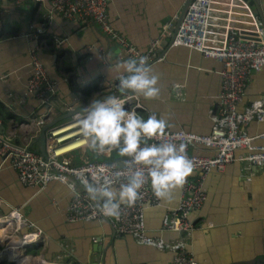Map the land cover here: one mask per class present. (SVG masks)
<instances>
[{
    "label": "crops",
    "instance_id": "crops-1",
    "mask_svg": "<svg viewBox=\"0 0 264 264\" xmlns=\"http://www.w3.org/2000/svg\"><path fill=\"white\" fill-rule=\"evenodd\" d=\"M255 1L264 27V0ZM248 2L254 9V1ZM184 3L185 0H108L107 14L115 31L138 50L146 52L150 43L160 37L163 24L178 17ZM13 4L12 0H0L1 133L12 142L39 153L42 125L47 119L55 120L65 114V109L72 105V94L76 100L73 108H76L106 95L107 87L113 94L121 93L118 86H113L118 81L115 71L109 72V67L127 58H121L118 42L103 34L95 24L63 20L48 1L26 0L19 6ZM38 26L43 27L40 34L35 30ZM169 40L170 37L161 40L149 63L151 71L158 76L159 94L151 99L138 95L141 114L144 117L155 114L166 120L167 130L209 135L211 104L221 87V63L185 47L164 45L163 42ZM33 52L57 83L46 113L41 106L35 107V100L27 93ZM92 76L95 79H91ZM85 84L90 89H85L87 92L83 89L79 97L80 87ZM178 86L182 87L181 98L175 94ZM263 95L264 67L248 77L238 110L243 111ZM42 116L48 118L38 124ZM67 120L58 122L56 127H62ZM247 132L251 136L264 132V122L251 123ZM189 154L208 155L199 146L190 148ZM242 154L236 152L235 160L224 171H211L202 180L205 202L187 219L192 226L187 250L198 264H264V165L251 166L239 160ZM71 156L76 164L83 156L110 161L88 149L74 151ZM194 178V173L188 177ZM81 190L75 189L76 192ZM73 192L59 182H50L43 188L24 187L8 160L0 157V214L10 208H21L25 218L43 230L44 242L35 250L45 260L61 264H74L78 260L85 263L94 244L105 253L102 260V253L97 249L91 259L96 264H171L170 252L140 245L129 235H116L108 218L65 222V210ZM172 197L171 203L161 201L160 207L145 210L147 236L164 242L181 236L163 228V219L178 204L180 189L175 190ZM47 238L53 241L50 248L46 246Z\"/></svg>",
    "mask_w": 264,
    "mask_h": 264
},
{
    "label": "built area",
    "instance_id": "built-area-1",
    "mask_svg": "<svg viewBox=\"0 0 264 264\" xmlns=\"http://www.w3.org/2000/svg\"><path fill=\"white\" fill-rule=\"evenodd\" d=\"M12 1L14 6H19L26 0ZM34 1L36 3L48 1L54 13L63 20H81L95 24L103 34L118 42L121 58L145 56L148 65L153 60L161 40L165 37L171 38L173 21L176 19L175 16L173 21L164 23L160 37L150 43L146 52H141L112 27L107 14L108 0ZM35 30L40 34L43 27L38 26ZM169 46L185 47L198 52L204 58L221 63L219 71L221 87L215 102L211 104L210 134L200 135L165 129L161 136L146 142L173 143L177 146L183 144L185 154L193 164L192 173L195 174V178H187L186 183L180 188L177 206L163 219V228L180 234L178 239L164 242L160 238L146 235L145 210L161 206V200L154 196L147 181L137 202L133 206L122 205L118 218L103 217L96 204L88 199L83 186L84 181L97 175L112 176L116 171H121L119 182L123 183L130 174L129 169L136 166L126 164L124 160L122 166L118 167L112 159L115 150L94 152L97 156L110 158V164L87 156L81 157L77 164L73 162L71 153L74 151L88 149L93 152L81 138L78 130V120L84 112L74 113L62 127H57L58 130L61 128L65 130L63 134L67 135L62 137L64 139H59L55 134L57 130L46 131L45 155L32 152L0 133V157L4 161L8 160L17 174L18 182L24 187L43 188L50 182H59L74 191L65 210V222L78 223L108 218L116 235H129L140 245L170 252L171 264H198L187 250V241L192 231L187 219L191 212L199 210L205 202L203 178L211 171H224L225 167L235 160L236 152H243L239 160L251 166L264 165V143H260L264 142V132L252 136L247 132V127L251 123L264 122V95L251 102L243 111L238 110L248 77L264 67V29L248 0H192ZM30 61L32 75L27 83V93L42 107L49 104L57 83L48 75L35 52L31 54ZM113 86H118V83ZM107 89V94L102 96L113 95L112 98L122 102L125 108L142 115L138 95L130 92L113 94L109 91L110 87ZM175 94L178 98L182 97L181 86L176 87ZM72 109L73 107L66 108L64 113ZM43 117H39L38 124L43 123ZM49 121L47 119L45 123ZM74 141H78V145L81 146L63 153L56 152L58 146ZM197 146L202 147L203 152H207L208 155H190L189 149ZM77 187L82 190L76 192ZM0 220L5 222L2 224L3 229L8 227L7 222L12 224L7 236L0 234V264L55 263L45 260L42 255L32 253V250L39 249L43 244L44 233L25 218L21 208L8 209L6 213L0 214ZM10 235L18 237L19 240L9 241Z\"/></svg>",
    "mask_w": 264,
    "mask_h": 264
},
{
    "label": "clouds",
    "instance_id": "clouds-1",
    "mask_svg": "<svg viewBox=\"0 0 264 264\" xmlns=\"http://www.w3.org/2000/svg\"><path fill=\"white\" fill-rule=\"evenodd\" d=\"M147 58H127L109 67L115 71L118 90L145 99L159 94L158 76L146 63ZM168 127L167 121L155 114L144 117L125 108L116 98L92 99L78 120L81 138L95 153L115 150L127 157L130 174L120 183L121 171L112 176H94L84 181V190L103 217L118 218L122 205L133 206L141 196L147 181L154 196L172 202V193L183 187L193 171L192 161L185 154L183 144L146 143L158 138Z\"/></svg>",
    "mask_w": 264,
    "mask_h": 264
},
{
    "label": "water",
    "instance_id": "water-1",
    "mask_svg": "<svg viewBox=\"0 0 264 264\" xmlns=\"http://www.w3.org/2000/svg\"><path fill=\"white\" fill-rule=\"evenodd\" d=\"M191 1H192V0H185V3H184V5H183V7H182V9H181L180 14L178 15V17H176L175 21L173 22V27H172V29H171L172 36H171V38H170L169 41H164V42H163L164 45H168V44L171 43V41H172V39H173V37H174V34L176 33V31H177V29H178V27H179V25H180V23H181V20L183 19L184 15H185V13H186V10H187V8H188V6H189V4H190ZM252 1H254V4H255V7H254V9H253V10H254V13H255L258 17L261 16V15H260V11H259V7L256 5V1H255V0H252ZM262 26H263V24H262ZM263 29H264V27H263ZM91 79H95V77L92 76ZM70 81H71V80H70ZM69 83H70V82H69ZM87 84H88V83H87ZM85 85H86V84H85ZM85 85H81V87H80V89H81L80 92H81V93L78 94L79 97H81L82 93L84 92V91H82L83 89H84V90H85V89H87V90L90 89L89 85H86V86H85ZM87 87H88V88H87ZM30 97H31V96H30ZM109 97H113V95H108V96H102V95H100V97H98L97 99H100V98H105V99H106V98H109ZM31 98H32V97H31ZM70 98H71V100H72V105H70L69 107H73V105H74L75 102H76L74 94H72ZM212 102H214V101H212ZM35 103H36V106H35V107H38V106H39L38 101L35 100ZM83 107H85V104H82L81 106H78V107H76V108H73L71 111L66 112L64 115H60V116L57 117L55 120H51V121H49V122H47V123H45V124L42 125L41 130H40V134H39V137H38V141H39V144H40V147H39V154H40V155H45V133H46V131H48V130H58L59 128L56 127V124H58V122L63 121V120H66V119H69L74 113H77V112H84ZM42 108L44 109V113H46V112H48V110H49V105L46 104V105L42 106ZM57 109L59 110V111L57 110L58 113H61V112H62V110H60L59 107H58ZM47 118H48V116L44 117L43 120L45 121ZM1 131H2V126L0 127V133H1ZM127 159H128L127 157H117V158H115L113 161L117 163V166H118V167H121L123 161H124V160H127ZM106 163H107V164H110L111 161H107ZM6 212H7V211H6ZM6 212H5V213H6ZM40 229H41V228H40ZM41 230H42V229H41ZM42 231H43V230H42ZM89 240H90V242H91L93 239H89ZM46 243H47L46 246H47L48 248H50V246L52 245L53 241H52L51 238H47V242H46ZM93 243H94V242H93ZM95 243H96V242H95ZM97 249H98V251H99L100 253H102V260H104V258H105V257H104V255H105L104 250H102V248H95V245L93 244V245H92V248L88 251V257H87V260L84 261L85 263H83L82 260H78V261H75L74 264H96V262L91 261V259H92V256L96 253ZM90 261H91V262H90Z\"/></svg>",
    "mask_w": 264,
    "mask_h": 264
},
{
    "label": "bare ground",
    "instance_id": "bare-ground-1",
    "mask_svg": "<svg viewBox=\"0 0 264 264\" xmlns=\"http://www.w3.org/2000/svg\"><path fill=\"white\" fill-rule=\"evenodd\" d=\"M65 133V130L64 129H60V130H57L55 131V134L59 137V139H64L62 137H65L67 134H63ZM81 145H78V141H74V142H71V143H68V144H65V145H60L56 148V152L57 153H63V152H66V151H69L73 148H78L80 147ZM15 217V216H14ZM5 223L4 221L0 220V234H3L4 236H7V234H9V231H10V225H12L10 222H7V228L3 229L2 227V224ZM8 239L9 241H14V242H17L19 239L18 237L14 236V235H10L8 236ZM39 259H41L39 257ZM55 264V263H54ZM56 264H61V263H56Z\"/></svg>",
    "mask_w": 264,
    "mask_h": 264
},
{
    "label": "rangeland",
    "instance_id": "rangeland-1",
    "mask_svg": "<svg viewBox=\"0 0 264 264\" xmlns=\"http://www.w3.org/2000/svg\"><path fill=\"white\" fill-rule=\"evenodd\" d=\"M51 121V120H50ZM95 154V153H94ZM118 154L117 153H114L113 155H112V158H114V157H116ZM120 157V156H119ZM101 160H103V159H101ZM85 222H92V221H85ZM93 241H94V239H93ZM36 250H38V249H36ZM36 250L34 249V250H32V253L34 254V253H40L39 251H37L36 252Z\"/></svg>",
    "mask_w": 264,
    "mask_h": 264
},
{
    "label": "trees",
    "instance_id": "trees-1",
    "mask_svg": "<svg viewBox=\"0 0 264 264\" xmlns=\"http://www.w3.org/2000/svg\"><path fill=\"white\" fill-rule=\"evenodd\" d=\"M84 91H86V92H87V90H84ZM86 92H85V93H86Z\"/></svg>",
    "mask_w": 264,
    "mask_h": 264
}]
</instances>
